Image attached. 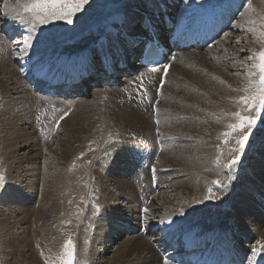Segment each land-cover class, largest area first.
<instances>
[{"label":"bare ground","instance_id":"bare-ground-1","mask_svg":"<svg viewBox=\"0 0 264 264\" xmlns=\"http://www.w3.org/2000/svg\"><path fill=\"white\" fill-rule=\"evenodd\" d=\"M1 1L3 23H0V26L5 27L6 32L15 29L17 32H21L23 37L27 36L29 34L27 25H22L19 20H15L11 16H4L5 4L7 3L9 6H14L17 0ZM219 1L220 0H141L137 4V0H126L121 11L106 17H97V24L94 27L84 31L73 40H57L54 33L57 29L60 30L61 26L59 27L58 23L55 24V21H52L47 25L39 26L35 32L32 33V47L28 50L26 55L22 53V57L27 58V60L24 61H26V66H30L31 71L24 70L23 72L17 64H14L13 47L10 45V42H8L9 40L6 35L2 34L6 40L0 37V98L2 99H0V103H2L0 104V150L3 149V152L1 151V157L4 161L2 167L6 172L5 176L7 182L2 187L0 193V230L5 227L7 229V225H10L8 228L10 233L7 232L4 235L5 237L10 234L12 235L7 239L4 237L0 245L3 255L7 256V258L3 260L4 264H45L46 259L48 260V264H52V261H54L58 255L57 252L63 247L67 239L66 237L70 235L71 229L75 228L74 230H80L79 237L83 240L82 237L85 238L84 234L86 232H84L83 235L81 233L86 226H81V224L85 225V223H90L92 221L96 226L92 234V244L87 252V255H89L88 257L92 259L91 262L94 261L95 257L103 259V254L114 251V255H112L109 260H105V264H147L157 259H159V263L157 262L158 264H171L161 261V252L164 249L163 247H165L162 246L164 239H176L183 243L185 240L193 238L194 235H199L202 230L206 231L218 227H222L230 233L238 249L252 242V245H250L252 249L250 263L264 258V250H260L256 253L253 252V249H259V246L264 244V140L258 143L254 152L250 153L248 157L250 165L248 164L249 167L245 169L242 176H239L237 183L233 185L231 183L230 198L226 202H221L219 205L206 204L204 206H198L206 199L205 197L212 185L213 187L216 186V188L219 187L218 184L214 182L220 179L219 176L221 172L217 171L215 168L212 169V165L215 164L216 160L214 159L210 162L205 158V155L201 156L205 151H209L210 148H213L214 139H210L213 136L215 137L217 131L219 132V129H221L220 127L225 123L223 119L216 121L215 115H223V113L225 114V112L229 111L230 105L232 104L231 101L233 102V99H236L238 96L237 90L245 83L244 76L240 77V75L234 74L237 69L234 70L232 64L229 63L232 66L229 64H222L223 59H228V57H226V51H228L229 45L228 47L225 45L226 49L224 52L226 53L221 52L225 54H223V56L221 54L219 55L216 51L215 44H217V40L210 46L199 50L188 49L179 52L174 57V61H182L184 57H187L189 61H184H194L189 64V67L194 63L200 65V70H187L181 65L177 67L172 66L176 69L177 74L180 76L184 75L186 79H189L188 81L194 82V85L185 87L178 80H173L172 77L173 81H171L170 74L172 72L165 74L164 82L160 86L158 94L151 100V106H155L157 110L159 108H164L166 110L164 112L166 122L163 123L164 127L162 130L165 131L163 135L167 137H165L163 143H170L172 144L170 147L174 146V148H177L172 152L158 156L159 162L154 165L156 170L153 167L155 170V184L158 185L159 189L164 182L166 185L167 183L169 184L168 188H176L174 197L175 202L167 203L164 201L165 199L159 201L160 206L158 207L163 212L157 216L155 210H153V204L151 203L155 200L156 196H154L153 191H150L149 195L153 194V196L149 204L145 205L144 208V213L146 218L149 219V223L146 224L148 226H145L143 232L146 231L145 233L150 234V230L157 225L158 229L163 232L162 235H164L160 243L158 234V237H155V239L153 237L143 239L141 235L142 232H138L143 224L137 207V204L140 203L139 195L141 193L138 190L140 187H135L136 185L133 182L136 177L139 178V174H135L131 158L129 162L128 158H123L121 152L118 154V157L122 160V170L127 172L126 175H123L122 180L111 174L108 170L111 168V165L107 166L106 162L104 164L101 163L103 164L101 167H99V165L93 168L92 166L94 164L91 165V162L95 160L93 157L96 154H102L107 150L114 149L112 145H116L117 143L114 134L122 128V130H124L125 125L129 124L131 126V124H133L132 118H135L134 110H131L128 106H121L118 107L120 108L118 112L114 110L112 113L104 112V115L96 114V119H91L93 112L98 108L97 106L104 102L102 101V97L105 98V95L115 97L116 95L117 98V95L124 92L125 86L123 81L126 78H117L112 74H108L118 70L113 63L115 62L118 64L120 59L128 62L131 53H138L135 47L128 48L126 39L117 33L118 29L120 28L126 33L129 31L131 32L135 30L136 27H133V24L137 22V20L136 26L140 27L139 21H141L144 16L151 17V15H155V17H152L155 23L154 27L159 32H162L164 30L161 24L162 19L159 17L158 20L156 17L160 16V8L163 6L166 7V10L176 8L180 19L183 20V18H188L191 24L200 25L205 23L208 18L215 15L211 9L224 8L218 5L217 2ZM243 1L244 0H237L236 2L235 0V7H239L240 9ZM254 5V12H246L247 15L258 18L259 20L263 19L264 0H255ZM239 9L231 11H234L235 16H237V10ZM228 16L229 14L225 13L224 19L226 20ZM243 16H245V14ZM15 22L18 24L17 27H19V29L15 28L16 25L11 27V24ZM254 22L256 23L257 21L254 20ZM254 26L257 27L258 25L252 23V25L249 26L251 35L255 34ZM142 33L145 36L147 35L144 30H142ZM39 41L42 50H38L35 46V43H39ZM97 41H105L104 44L107 47H110L111 43L116 41L120 44L122 52L117 56V51L115 52L113 49H109V53L113 55L111 57V62H97L94 66V73L96 76L85 79L82 84L72 85V92L77 93V96L70 98V92H66L63 99L54 100L61 102L67 101V104L69 102L72 104L75 102L77 105L76 109L82 110V112L84 111L86 116L85 113L81 115V112L80 115L83 118L81 117L82 119H79L77 122L75 118H79L77 116L80 115H78L79 113H77L76 110V116L73 118L70 117V119H67L65 122L63 121L64 124L62 125H65L68 121L66 125H68L69 129L64 133L63 138H65V140H61L63 144L59 145L60 147H55L57 150H54V152L52 151L54 154H51V157L46 152V156L45 154L42 155V151H40L38 145L35 143L34 135L30 128L28 118L30 109L27 108L31 100L35 101L32 106L33 108L38 106L42 97L32 92L31 87L24 81L23 74L31 73L30 78L35 77V75L40 72L48 74L55 69L57 70L59 64L65 59L82 52L92 54L95 58L96 54L99 52V48L95 46ZM137 66L138 64L135 62L130 65V69L134 70V67ZM233 70L234 72L232 73ZM177 74L175 76L179 78L180 76ZM100 75H109V79H115L111 84H106V81L109 79H102L100 80L101 82H96L97 84L95 83L96 85H93L88 91L84 90L83 85L87 84L88 81L94 82L98 80ZM141 76H144L145 84L150 87L152 78L144 74H138L137 78L139 79ZM220 80H222V82H220ZM167 87L168 89L171 88L169 89L171 93H168L170 91L167 92ZM173 87H175L174 91L172 89ZM149 90L150 89H148V91ZM176 91L179 93L182 91L181 93H184L185 98L180 99L179 96L176 95ZM87 96H91V98L89 97L91 100L86 99L85 97ZM54 101H51V103ZM173 103H176V105L179 104L178 106L180 107L181 105L183 106L182 108H184V110H181V117L190 115L189 117L195 119L185 120L186 118L181 117L180 119H175L176 110L169 107ZM138 105L145 106L142 102ZM109 106L111 107V105ZM51 107L52 106L47 105V108ZM124 111L128 112L125 113ZM160 113L159 115H164ZM83 127L87 128L84 129V131L86 130L84 133L86 135L84 137L86 140L80 139L81 142H79L82 143L84 141V144L89 142L90 145L87 146L77 143L79 149L81 145H83L82 150L84 151L83 158L78 164V166L80 165V169H76L75 172H71L69 175L67 173H62L61 168L65 163L62 164V166L59 164L64 162L63 159L66 160L64 155L67 157L70 153L74 154V151H76V147H73V142L77 141L76 138L83 132L81 129ZM75 129L78 130L75 131ZM113 131L117 132L113 133ZM148 135L151 134L148 132ZM174 136H176L179 141H183V143L173 144V140H177ZM189 139H192L195 144L193 142L192 145L189 143L186 144V141H189ZM147 144L151 145L150 149L154 153L155 150H152V148H155L154 143L151 142V144ZM136 147L137 150L140 149L139 146ZM58 150L62 151L61 154H57ZM115 151L119 152L117 149ZM72 154H70V156ZM169 154L172 155L171 159L167 158ZM153 157L150 160V164H152ZM40 158H43L45 161V166L42 165L41 167L39 164ZM58 159H60V161ZM47 161L48 163H46ZM40 167H44V169ZM165 167L170 168H167L169 169L167 171ZM233 169L234 166L229 170V173H231ZM161 170H163V172H161ZM105 171L110 174H106ZM22 174L25 175L24 178H22ZM172 177H174V179ZM169 178L172 179L170 180L171 182H168ZM57 181L61 186L56 185ZM144 181L145 180H140L138 184L141 186V183ZM147 181L146 182L150 184V179ZM40 184L42 186L39 189ZM141 188L143 192L144 187ZM224 188L225 187H220L216 190L218 193H222L225 190ZM57 194L59 197H56ZM37 197H39L38 200ZM216 197H220V195ZM59 200H62L61 204ZM83 201V207L85 206V208L81 209ZM35 203H39L37 209H34ZM89 204L98 205L102 213L98 215V217L97 215H92L93 212L91 211L93 210H88ZM192 205H195V207H192ZM145 209H147V211H145ZM61 211L62 215L59 214ZM124 212L131 214L129 220L125 221V226L121 228L116 227L117 221L122 222L120 218L124 220L126 216L123 214ZM91 215L93 216L92 219ZM11 218L13 219L12 222L9 221ZM73 220L75 221L71 222ZM67 221H69V229L64 225ZM11 227H13L14 231H12ZM135 227L137 233L134 231ZM113 228H115L113 233L107 235ZM108 229L110 230L107 231ZM128 233H132L133 235L130 234L131 236H129ZM125 234L128 235L127 238L117 245L120 236ZM108 236L110 240L107 241L105 238ZM143 236L146 237L147 235ZM110 241L112 242L111 245H109ZM153 241H155V243H153ZM149 242L151 244L153 243L152 246ZM11 244L17 245V249L20 248L30 251L28 256L24 255L25 259L23 255L19 256L15 261L12 256L13 251ZM81 244L82 243L78 246L80 247ZM110 247L114 249L109 250ZM128 252V255L131 257L127 259L128 256L126 253ZM260 256H263V258ZM27 257H29L30 261H28ZM93 264L99 263L93 262Z\"/></svg>","mask_w":264,"mask_h":264},{"label":"rangeland","instance_id":"rangeland-1","mask_svg":"<svg viewBox=\"0 0 264 264\" xmlns=\"http://www.w3.org/2000/svg\"><path fill=\"white\" fill-rule=\"evenodd\" d=\"M137 1L138 2H136V3L138 4L141 0H137ZM224 1L225 0H222V1L220 0L217 3H218L219 6H221V3L224 2ZM229 1H230V4H231V8H230L231 10L239 9V7H235V5H236L235 4V0H232V1L229 0ZM125 2H126V0H89V3L85 5L84 10H82L80 12L81 14L80 13H77L76 16L73 18V23L72 24L69 25L65 21H55L54 23L55 24L58 23L59 24V27L61 26V28H60V30L57 29L56 32L54 33V35L56 36L57 40H62V41L63 40H66V39H72V40L73 39H76V37L80 36L84 31L90 29L91 27H94L97 24V17H100V16L106 17V16H109L108 14H111V13H113L115 11L122 10L123 7H124V3ZM236 2H237V0H236ZM1 3H2V1L0 0V23H3V21H2L3 11L1 10L2 9L1 8L2 7V4ZM254 3H255V0H253V1L252 0H244L242 2V6L240 7L236 18H233L232 19V21L229 23L227 29L225 30V32H222L220 34V36L216 39L217 41L215 40L217 42V44H215V48L217 49L216 50L217 53L219 55L221 54L223 56V54L227 52L226 57H228V59H223L222 60V64H227V65L229 63L232 64L233 67H234L233 69L234 70L237 69V70H235V72L233 70L232 73L234 72L235 75L236 74L237 75H240V77H243L244 76L245 77V83H243L241 85V87L237 90L238 96H237L236 99H233V102L231 101L232 104L230 103L231 105H230L229 111L228 112H225V114L223 113V115L220 114L222 117L219 114H217V115L214 114L215 115V118H216V121H220V119H223V120H225V123L223 124V126L220 127L221 128V129H219L220 131L219 132L217 131V133H216L217 136L215 135V137L213 136L210 139V140H213L214 139V141H213L214 144L212 145L213 148H210L209 151H205L204 154H201V156L202 155H205V158H207V160L210 161V162L212 160H214V159L216 160L215 164L212 165V169L215 168L217 171H220L221 172V175L219 176L220 179L218 180L219 183H216L219 186L217 188L219 189L220 187L221 188L225 187L224 188L225 190L222 193H218V191L216 190L217 189L216 186L213 187V185H212L209 188V190L211 189V198H206L210 194L209 193V190H208V194L205 197L206 199L204 201H202V203L200 205H198L199 207L200 206H204L206 204L207 205H219L221 202H226L230 198L231 188H232L231 183H232V185L234 183H237L239 176H242V173L245 171V169L247 167H249L248 164L250 165V161L248 159L250 153L251 152H254V149L257 147L258 143L260 141L264 140V122H262L261 120H258L256 126L253 128L252 135L249 137V141L246 143L243 152L236 153V152H233L232 151V149H234V148L237 147L235 141L239 137H238V135L236 133H232L231 135H227V136L224 135V133H230L231 132V129L229 128V125L238 123V121L232 115L233 113H235V112H241L244 115H247L248 114L246 111H244L245 106L243 105V103H240L239 102L240 97L249 96L253 92L256 91V88L253 87V84L252 83H250V81L255 82L256 79H257V77L252 76L250 74V69L252 68L253 61L249 60V57L253 56L254 53H258L259 51L264 50V37H262V35H261L262 33H264V18L261 19V20H259L258 18L250 17L249 15H247V13H250V11L251 12L252 11L254 12V9H255L254 8V6H255ZM249 5H251V6H249ZM244 10H245V12H244ZM243 13L245 14L246 18H245V16H243L244 15ZM255 14H256V12H255ZM254 20L257 21V22L255 23ZM137 22H138V20H137ZM252 23L258 25L257 27L254 26L255 27V34L254 35H256V36L251 35V33L249 32V26L252 25ZM128 33H130V31ZM19 36L20 37H17V40H16V37H15L14 40L9 39V41H8V42H10V45L13 47V50H14V55H13V58L14 59L13 60H15V59L18 60V58H20V57L23 58L22 57V53H20V51L18 49V48H20V47L23 46L22 43H19V42L22 41L23 36L21 35V33H19ZM0 37L2 39L6 40L4 38V36L2 35L1 32H0ZM230 39H231V41H230ZM253 40H255V41H253ZM225 43H227V44H225ZM251 44H252V46H251ZM225 45L227 47L229 45V49L230 50L228 49V51L224 52L225 49H226V46ZM35 46H36V48L38 50H42V47L40 45V41H39V43L36 42L35 43ZM35 46H34V48H35ZM221 52H224V53L222 54ZM174 60H175V58H174ZM174 60L172 61V63L170 65V67H169V70H168V73L167 74H169V73L172 72L171 73L172 76L170 74V78L172 77L173 80H175V79L178 80L185 87H190V85L193 86L194 85V82L188 81L189 79H186L184 77V75L183 76H180L179 74H177L176 73V69L174 67H172V66H176L177 67V66H180L181 65V66H184L183 68L184 69L186 68L187 70H200V65L199 64L196 65L194 63L193 65H191L189 67V64L190 63H193L194 61H192V60H191V62L184 61V60H188L187 57H184L182 59V61L180 60L178 62L177 61H174ZM219 60H221V59H219ZM13 62L16 65L17 62L16 61H13ZM232 65H230V66H232ZM173 74H174V76H173ZM176 74L179 75L180 77L178 78V76H175ZM172 78H171V81H173ZM180 78H181V80H180ZM183 82H184V84H183ZM220 82H222V80H220ZM85 89H86V91H88L89 87L86 86ZM169 89H171V88H169ZM169 89H168V87L166 88L167 92L170 91ZM172 89L174 91L175 90V87H173ZM245 89H248V91H245ZM127 90L130 91V90H132V88H129L128 87ZM124 91H125V89H124ZM149 91H151V90H149ZM178 91H179V89H178ZM178 91L175 92L176 95H178L180 99L181 98H185L184 97V93H181L182 91L179 93ZM124 93L125 92H122L121 94H119L120 96L117 95V98H116V95H115V97H112L111 95H109V96L105 95L106 96L105 98L102 97L103 100L102 99L101 100L104 101V102L101 103V104H99L97 106L98 108L96 109L95 112H93L92 118H91L92 120H95L96 117H97L96 114H100L101 115L104 112H106V113L107 112L108 113H112V111L114 112V110H117V112H118V110H120V108H118V107H121V106L122 107H125V106L127 107L128 106L131 110H134L135 111V114H134L135 115V118H132L133 124H131V126L128 124V125H125L126 127L124 126V130H122L123 129L122 128L118 132L117 131H115V132L113 131V133H116L117 132L116 134H114L117 143L115 142L116 145H112V146H114V149H113L114 151L113 150H107V151H105L102 154H98V155L96 154L97 156L95 155L93 157L95 159V160H93L94 162H91V165L94 164L92 166L93 168L94 167H98L99 165H100L99 167H101V165H103L106 162L107 166L111 165V168L108 169L111 172V174L113 176H115L116 178H119L121 180L123 179L122 178L123 175L124 174L126 175L127 172L125 170H122V160L120 159V157H118V154H120V152H121L123 154V158H125V159L128 158L129 159V162H130V158L131 157H129V156H131L132 152L130 151L129 148L132 147V145H135L137 143H141L142 141H146L143 144L141 143V144H138L136 146H139L140 148H151V145H148L147 143L151 144V142H153L155 148H152V150H155L156 151V154H155V151H154L152 157L155 156V158H153L155 164H157V162H159L158 161V156H160L161 154H166L168 152H172L174 149H177V148H174V146L170 147L172 145L170 143H165V144L163 143L165 141V137H167V136H164L163 135V133L165 131L162 130V128L164 127L163 123L166 122L165 121L166 118H165V114H164V112L166 110L164 108L163 109L162 108L161 109L159 108L157 110L158 113L156 111H154V115L152 116L151 112L148 114L147 111H144L146 109L147 105H145V106H140L139 105L138 109H136L135 107H133V105L136 103V101L135 100H132V101L128 100V95L129 94L128 95L127 94L125 95ZM168 93H171V91L168 92ZM0 94H1V92H0ZM87 97H85V98L91 100L90 99L91 96H87ZM132 98H134V97L132 96ZM109 99H111V100H109ZM70 101H72V100H70ZM34 102H35L34 100H31V102L27 106V108L30 109L29 114H28L30 128H31V130L33 132L34 139H35V143L38 145V148L40 149V151H42V155H44L45 152H46L51 157L54 154L53 153L54 150H57L55 147L56 146L60 147L59 145H62L63 144L61 142V140L62 141L65 140V138H63L64 137V133L66 132V130L67 131L69 130L68 129V125H66V124H68V121H67V123H65V125H62V124H64V122L67 119H70V117L73 118L74 116H76L77 113H79L78 115H80V113L82 112V110L80 111V110L76 109L77 105H76L75 102L73 104L70 103V102L67 104L66 103L67 101L66 102L65 101H63V102H61V101H54L51 104H49L50 106H52L51 108H45L43 106L44 110L46 111V115H47L46 119L49 120L50 122L44 128V135L42 136V132H40V133L39 132H36L35 129H34V127H33V121H32V116L31 115H32V110L34 109L32 107ZM40 102L42 104L43 103V100H41ZM108 103H109V105H111V107L108 105ZM114 103H115V105H114ZM0 104H2V103H0ZM173 104H174V106H173ZM173 104H171V106H169V107L172 108L173 110H176L175 111V114H176L175 115L176 116L175 119L176 118L180 119V117H181L180 113H182L181 110H184V108H182L183 106L181 104H180L181 107L178 106L179 104H177V105H176V103H173ZM112 106H113V108H112ZM135 106H138V105L135 104ZM232 109H233V111H232ZM76 110H77V113H76ZM207 110L211 111L210 109H207ZM101 111H102V113H101ZM74 112H75V115H74ZM124 112L126 113L128 111H124ZM84 113L85 112L83 111L81 113V115L84 114ZM159 113L160 114H164V115H159ZM81 115L80 116H77L79 118H75L77 120V122L79 121V119H82L83 118ZM252 115H255V112H253ZM85 116H86V113H85ZM189 116L188 115H185V117H181V118H186L185 120H189V119L194 120L195 119V118L189 117ZM141 117H142V119H141ZM135 121H137V122H135ZM143 128H144V130H143ZM81 129L83 130V132L81 134H79V136L76 138L77 141L76 142H73V147H76V151H74V154L70 153V154H72L71 156H70V154L67 157H66V155H64V158H66V160L63 159L64 162L62 161L63 163L59 164L60 166H62V164L65 163L62 166V168L60 167L62 173H67L69 175L71 172H75L76 169L77 170L80 169V165L78 166V164H79V161L83 158V155H84L83 154L84 151L82 150L83 149L82 147H83V145H87V146L90 145L89 142L86 143V144H84V141L82 143H80L81 142L80 139L81 140H86V138H84L86 136L84 134L86 132V130L84 131V129H87V128L83 127ZM77 130L78 129H75V131H77ZM148 132L151 135H148ZM117 137H118V139H117ZM174 138H176L177 140H173V144H175V143H183V141H179L176 136H174ZM59 141H60V143H59ZM157 141H159V142H157ZM225 141H227V143H225ZM156 142L158 143L157 145H156ZM186 142H187L186 144L189 143V144L192 145V142L193 141H192V139H189V141H186ZM77 143L78 144L79 143L80 144H83V145H81L80 149L78 148L79 145H77ZM115 146H116V148H115ZM136 146H134L135 148H133L131 150L133 151L134 149H137ZM116 149L119 152L115 151ZM1 151L3 152V149L0 150V193H1L2 187L7 182L6 176H5V173L6 172L3 169V167H2V164H3L4 161H3L2 157H1L2 156L1 155ZM61 152H62L61 150H58L57 151V154H61ZM47 154H45V156ZM234 155H238L239 156V160L234 165V169L231 171V173H229L230 172L229 169L228 168H225L224 165L227 164L232 159V157ZM97 158H99V159H97ZM167 158L168 159H171L172 158V155L169 154L167 156ZM217 158H219V162H217ZM58 160L60 161V159H58ZM39 161H40L39 164L41 165V167H42V165L45 166V161L43 160V158H40ZM46 163H48V161ZM101 163H103V164H101ZM165 168L167 169V168H170V167H165ZM41 169H44V167L41 168ZM168 170L169 169H167V171ZM106 174H110V173L109 172H106ZM144 176H145L144 178L147 179V175L144 174ZM24 177H25V175L22 174V178H24ZM174 177H172V178L174 179ZM136 178H138V177H136ZM136 178L133 180V182L136 185L135 187H141L139 184L136 183ZM62 180H63V178H62ZM168 180H169L168 182H171L170 180H172V179L169 178ZM130 184L132 186V183L131 182H130ZM141 184H145V182H143ZM56 185L61 186V184H58V181L56 182ZM162 185H161L160 189L157 187L156 191L154 192V196H156L155 197V200L156 201L153 200L151 202L153 204V207H154L153 210H155V213L157 214V216H158V214L160 215L163 212L158 207V206H160L159 205V203H160L159 201H162V200L165 199L164 201L167 202V203L168 202H170V203L175 202L174 197H175V193H176V188L175 187H169L168 188V185L169 184L167 183V185H166L165 182L162 183ZM41 186L42 185L40 184L39 189L41 188ZM228 186H229V189H228ZM101 192H102V189H101ZM58 194H57L56 197H59ZM217 195H220V197H216ZM250 196H252V195H250ZM38 199H39V197H37V200ZM61 201L59 200V203L60 204H61ZM38 204L39 203H35L34 209H37L38 208ZM83 205H84V201L82 202V208L81 209H84L85 208V206L83 207ZM88 207H89L88 210H93V211H91V212L94 213V214L92 213V215H97V217H98V215H100L102 213V212H100L99 206L96 205V204H92V205L89 204ZM91 207H93V208H91ZM192 207H195V205H192ZM59 214L62 215V211L59 212ZM123 214H125L126 216L124 217V220L122 218H120V220H122V222H124V223H122L121 221H117L116 227H120L121 228V227L125 226V221H128L129 220V216H131V214H128L127 212H124ZM92 215H91V219L93 218ZM140 215H141V218H143V220H146L145 222L143 221L144 222L143 225L147 227L148 225H146V224L149 223V219L146 218L145 213H144V215H143V213H141ZM94 218H96V217H94ZM113 218H115V217H113ZM9 221L12 222L13 219L11 218ZM74 221L75 220H73L71 222H74ZM92 222L85 223V225L84 224H81V226H86V227H84L83 232L81 233L83 235L84 232H86L84 234L85 235V238L82 237L83 240H81V238L79 237V233H80L79 231L80 230H77V229L74 230L75 228L74 229H71V232L69 231L70 232V235H68L69 237L68 236L66 237L67 239L65 240V242L67 240L71 239L72 244H73V264H93V262L99 263V264H105L106 261L109 260L112 257V255H114V251L107 252V253L103 254V256H104L103 259H100V258L95 257L94 258V261L91 262L92 259L90 257H88L89 255H87V252H88V250H89V248H90V246L92 244V241H91L92 240V237H93L92 234H93L94 229H95L94 227L96 226V224L95 223H92ZM68 224H69V221H67L64 224L66 226V228L69 227ZM9 227H10V225H7V229L5 227L4 229L0 230V245H1V242L3 241V239L5 237L4 234H6L7 232L10 233V230L8 229ZM11 229H12V231H14L13 230V227H11ZM135 229H136V227H135ZM135 229H134V231H136ZM109 230L110 229H108L107 231H109ZM114 230H115V228L111 229V231H109V233H107V235H109V234L111 235ZM145 232H142L141 233L143 239L148 238L147 236L146 237L143 236V233H145ZM135 233H137V231ZM161 233L163 234V232H161ZM130 234L133 235L132 233H128L129 236H131ZM128 235L125 234V235L120 236L119 241H117V245L120 244L122 241H124L127 238ZM134 235H136V234H134ZM9 236H12V235L11 234L10 235H7V237H5V239H7ZM108 237L105 238V240L106 239H107V241L110 240V237H109V239H108ZM155 237H158V235L157 236H153L154 239H155ZM160 238H162V237L161 236L158 237L159 243H160V240H163V238L162 239H160ZM77 241H79V242L81 241L80 243H82V244L80 245V247L78 246L80 243L77 242ZM65 242H64V244H65ZM83 242H84V244H83ZM113 242H115V241H113ZM150 242H149V244H151ZM77 243H79V244H77ZM111 243L112 242L110 241L109 242V245H111ZM153 243H154V241H153ZM152 244H151V246H152ZM11 247H12V251H13V255L12 256H13V259L15 261H16V259L19 258V256H22V255H23V258L25 259V256H28V254L30 252V251L23 250V249H20V248L17 249L18 246L15 245V244H11ZM113 249H114L113 247H110L109 248V250H113ZM1 251H2V248H0V264H4L3 263V260H5L7 258V256L3 255V251L2 252ZM62 251H63V247L57 252V254L59 255ZM17 253L20 254V255H18ZM39 254H40V252H39ZM126 254L128 256L127 259L131 257V256L128 255L129 252L126 253ZM27 259H28V261H30L29 260V257H27ZM157 262L159 263V259L155 260L154 262H149L147 264H158Z\"/></svg>","mask_w":264,"mask_h":264},{"label":"snow or ice","instance_id":"snow-or-ice-1","mask_svg":"<svg viewBox=\"0 0 264 264\" xmlns=\"http://www.w3.org/2000/svg\"><path fill=\"white\" fill-rule=\"evenodd\" d=\"M88 3L89 0H17L14 6L5 4L4 16H11L13 19L19 20L22 25L28 26L29 34L24 36L22 41L19 42L23 45L19 48L20 53L26 55L32 47V33L39 26L47 25L52 21H65L68 24H72L76 14L84 10L85 5ZM261 35L264 37V33ZM249 60L253 61L250 74L257 77L255 82L250 81V83L253 84L256 91L249 96L240 97L239 102L243 103L245 106L244 111L248 114L244 115L241 112L233 113L232 115L238 123L229 125L231 132L224 133L226 136L232 133L238 135L239 138L235 141L237 147L232 149L236 153L243 152L257 121L261 120L264 122V50L254 53L253 56L249 57ZM167 67L165 65V69ZM153 71H156V69H153ZM245 91H248V89H245ZM253 112H255V115H252ZM238 160L239 156L234 155L224 167L231 170ZM217 162H219V158H217ZM214 183H219V181H215ZM209 193V196L206 198H211V189ZM260 250H264V244H261L259 249H253V252L256 253ZM45 264H48L47 259ZM52 264H73V244L71 239L65 242L63 251L52 261Z\"/></svg>","mask_w":264,"mask_h":264}]
</instances>
